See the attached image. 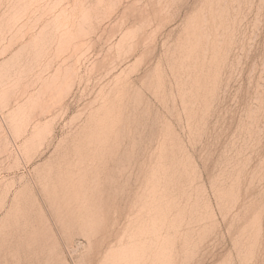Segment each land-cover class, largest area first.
<instances>
[{"label": "rangeland", "instance_id": "374dc122", "mask_svg": "<svg viewBox=\"0 0 264 264\" xmlns=\"http://www.w3.org/2000/svg\"><path fill=\"white\" fill-rule=\"evenodd\" d=\"M0 264H264V0H0Z\"/></svg>", "mask_w": 264, "mask_h": 264}]
</instances>
